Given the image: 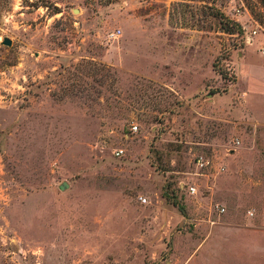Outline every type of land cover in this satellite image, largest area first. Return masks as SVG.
<instances>
[{"label":"rangeland","instance_id":"obj_1","mask_svg":"<svg viewBox=\"0 0 264 264\" xmlns=\"http://www.w3.org/2000/svg\"><path fill=\"white\" fill-rule=\"evenodd\" d=\"M262 48L263 0H0V264H264Z\"/></svg>","mask_w":264,"mask_h":264},{"label":"built area","instance_id":"obj_2","mask_svg":"<svg viewBox=\"0 0 264 264\" xmlns=\"http://www.w3.org/2000/svg\"><path fill=\"white\" fill-rule=\"evenodd\" d=\"M254 31H255V30H254ZM262 52L264 53V48H262ZM132 127H133L134 129H136V128H137V125L134 124ZM121 150H122V149H118L116 153L119 154V153L121 152ZM190 189H191L192 191H194V186H190ZM140 199H141L142 201H146V197H144V196H141ZM219 209L222 211V210H224V207H220ZM248 213H249V214H252L253 211H252L251 209H249V210H248Z\"/></svg>","mask_w":264,"mask_h":264},{"label":"water","instance_id":"obj_3","mask_svg":"<svg viewBox=\"0 0 264 264\" xmlns=\"http://www.w3.org/2000/svg\"><path fill=\"white\" fill-rule=\"evenodd\" d=\"M3 42L6 43V44H10V39L8 37H4L3 38ZM60 187L61 188L64 187V183L63 182L60 184Z\"/></svg>","mask_w":264,"mask_h":264},{"label":"trees","instance_id":"obj_4","mask_svg":"<svg viewBox=\"0 0 264 264\" xmlns=\"http://www.w3.org/2000/svg\"><path fill=\"white\" fill-rule=\"evenodd\" d=\"M263 1H264V0H263ZM234 23L237 24L236 22H233V24H234Z\"/></svg>","mask_w":264,"mask_h":264}]
</instances>
